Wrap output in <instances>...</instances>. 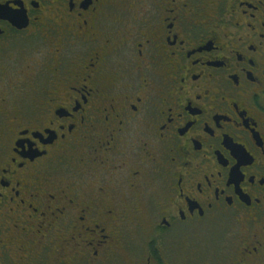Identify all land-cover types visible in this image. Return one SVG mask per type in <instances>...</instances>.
I'll use <instances>...</instances> for the list:
<instances>
[{"label": "flooded vegetation", "instance_id": "af4514ba", "mask_svg": "<svg viewBox=\"0 0 264 264\" xmlns=\"http://www.w3.org/2000/svg\"><path fill=\"white\" fill-rule=\"evenodd\" d=\"M0 264H264V0H0Z\"/></svg>", "mask_w": 264, "mask_h": 264}]
</instances>
